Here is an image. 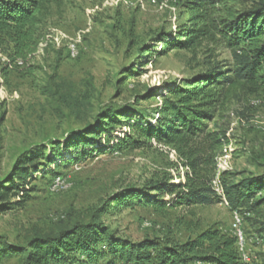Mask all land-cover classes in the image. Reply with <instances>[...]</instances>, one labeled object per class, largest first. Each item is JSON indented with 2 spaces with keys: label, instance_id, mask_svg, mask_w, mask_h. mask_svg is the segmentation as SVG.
<instances>
[{
  "label": "rangeland",
  "instance_id": "obj_1",
  "mask_svg": "<svg viewBox=\"0 0 264 264\" xmlns=\"http://www.w3.org/2000/svg\"><path fill=\"white\" fill-rule=\"evenodd\" d=\"M187 1L47 2L36 51L15 62L0 53V185H9L17 167L39 157L46 146L78 138L76 133H85L108 108L123 113V122L117 125L119 137L143 117L154 122L162 95L199 73L209 53L231 66V52L218 37L197 53L166 50L159 41L163 32L187 23ZM176 38L172 34L170 41ZM219 90L209 125L225 131L226 140L217 157L215 179L227 170L264 173V93ZM107 141L98 139L95 147L87 148H96L95 152L56 171L53 165L44 171L40 164L43 172L32 173L22 189L24 205L0 212V234L25 245L36 230L55 231L64 224L89 221L96 207L112 204L126 187L142 186L155 171L171 172L175 182L184 180L189 171L174 150L156 140L153 148L119 150L113 148L115 140ZM47 149L43 155L50 153ZM73 151L66 150L65 157ZM169 159L178 166L169 168ZM58 177L64 179L63 187H54ZM175 198L166 194L165 201L174 200L163 211L135 205L105 214L101 221L134 240L148 236L185 242L208 228L233 233V214L222 201L187 207L176 204ZM246 228L254 230L250 222ZM248 248L251 259L262 264L264 239L249 240ZM2 264L22 262L13 257Z\"/></svg>",
  "mask_w": 264,
  "mask_h": 264
},
{
  "label": "trees",
  "instance_id": "obj_2",
  "mask_svg": "<svg viewBox=\"0 0 264 264\" xmlns=\"http://www.w3.org/2000/svg\"><path fill=\"white\" fill-rule=\"evenodd\" d=\"M50 1L0 0V53L6 54L11 62L26 60L36 51L42 36L45 6ZM186 10L189 11L187 23L174 32L162 33L159 41L166 50L176 48L197 53L218 37L230 50L234 63L229 66L209 53L199 73L162 95V104L155 108L154 122L143 117L141 123L130 124V132L122 137L116 131L123 122L120 119L123 113L108 108L85 133H76L78 138L70 137L66 143L59 142L49 149L46 146L44 152L47 149L49 154L43 152L27 164L22 162L9 185H0V212L24 205L27 199L22 189H26L32 173L43 172L40 164L45 166L44 171L52 165L56 171L62 164L77 162L95 152L96 148H87L95 147L98 139L100 142L107 139L108 143L115 140V150L153 148L156 140L174 150L189 168L185 179L175 182L171 172L155 171L142 186L126 187L112 198V204L109 201L96 207L89 221L64 224L55 231L36 230L25 245L10 242L0 234V264L13 257H19L22 264H240L234 234L217 228L204 229L185 242L148 236L134 240L119 228L101 221L105 214L135 205L163 211L174 200L165 201L166 194L176 197V204L187 207L209 206L225 198L231 212L239 211L243 215L246 233L264 239V173L244 175L224 171L220 174L223 194H219L212 181L217 175V157L226 134L209 125L214 118L212 108L218 101L219 87L264 93V0L250 3L189 0ZM172 34L177 38L170 41ZM71 149L73 155L66 158L65 151ZM40 158L46 161H36ZM167 166L178 164L169 159ZM248 222L254 227L252 232L247 231Z\"/></svg>",
  "mask_w": 264,
  "mask_h": 264
},
{
  "label": "built area",
  "instance_id": "obj_3",
  "mask_svg": "<svg viewBox=\"0 0 264 264\" xmlns=\"http://www.w3.org/2000/svg\"><path fill=\"white\" fill-rule=\"evenodd\" d=\"M64 179L58 177L54 184V187H63L64 186ZM214 189L219 193L223 194V188L221 185L220 179H214L212 182ZM222 203L228 206V202L225 198H223ZM233 214V221H232V231L236 238L237 247L241 256L240 264H256L255 261L251 259L249 256L250 249L248 248L249 240L254 241L256 243H262L263 238L257 234H248L244 228V217L239 211L232 212ZM197 264H204L202 262H197Z\"/></svg>",
  "mask_w": 264,
  "mask_h": 264
}]
</instances>
